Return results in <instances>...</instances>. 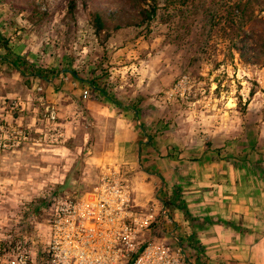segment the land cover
I'll list each match as a JSON object with an SVG mask.
<instances>
[{
  "label": "rangeland",
  "instance_id": "374dc122",
  "mask_svg": "<svg viewBox=\"0 0 264 264\" xmlns=\"http://www.w3.org/2000/svg\"><path fill=\"white\" fill-rule=\"evenodd\" d=\"M70 1L0 0V125L43 141L45 102L63 132L0 148V264H54L55 234L71 231L59 219L88 221L96 200L121 198L114 188L138 244H179L195 264H264V238L252 258L246 233L264 223V0ZM220 185L238 191L225 199L240 223L195 210Z\"/></svg>",
  "mask_w": 264,
  "mask_h": 264
},
{
  "label": "built area",
  "instance_id": "2783aa9c",
  "mask_svg": "<svg viewBox=\"0 0 264 264\" xmlns=\"http://www.w3.org/2000/svg\"><path fill=\"white\" fill-rule=\"evenodd\" d=\"M42 87H37L41 91ZM88 91H84L87 96ZM43 99L42 96L39 97ZM44 110L42 121L53 125V132L43 141L32 138L30 129L23 126L0 125V148L16 149L29 144L41 145L42 142L57 143L63 132L57 127L58 109L55 104L42 102ZM50 129V130H51ZM121 196L118 199H102L95 201L97 210L93 215H65L59 219L71 227V231L56 233L50 247V256L54 264H195L185 256L181 245H173L164 240H152L138 244L139 220L128 210L129 199L122 190L114 188ZM89 227L86 229V223ZM147 226V224H145ZM75 228V230H74ZM58 237V239H57ZM69 238V239H68ZM56 248V249H55ZM50 252V250H49ZM69 258V260L67 259ZM26 262V256L21 258Z\"/></svg>",
  "mask_w": 264,
  "mask_h": 264
},
{
  "label": "crops",
  "instance_id": "0c3cea01",
  "mask_svg": "<svg viewBox=\"0 0 264 264\" xmlns=\"http://www.w3.org/2000/svg\"><path fill=\"white\" fill-rule=\"evenodd\" d=\"M230 189H227V187L225 185H220L219 189L215 192V194L216 193L219 194L215 202H210L209 203L207 201H204L203 199H200V200H194L192 202V204L196 206L195 210H197V212H200V214H205L207 212H211V211H207L208 209H211L212 211H215L218 214V216H220L223 219H226V220L231 219L234 223L235 222L236 223H240V219L238 217L239 214L235 212V210H237L236 209L237 208V206H236L237 204H232V203H230V199H225L226 197L235 196V194L238 192V191H235V189H231L232 194H230L229 193ZM198 196H200V197H204V196L208 197V196H206L204 194L203 195L198 194L197 197ZM248 219L243 217V220L246 221V222H248ZM257 220L258 219H256V218H252V223L249 222L251 224L248 225V227L252 226V230L246 232L247 236L249 238L252 237V247H251L252 248V258L256 257L257 253H261L259 251V249L261 248L260 247V242H261L260 240L262 238H264V223H262L263 224V228H261L262 224L259 223V221H257ZM236 225H239V224H236ZM245 226H247V225H245ZM229 230H232L231 227L229 228ZM218 236H220V235H218ZM239 236H241V235H239ZM218 239H219V237L214 236V240L216 241V245L215 246H218L217 244H219V243H217V242H219ZM255 262H257V261H255ZM252 264H258V263L252 262Z\"/></svg>",
  "mask_w": 264,
  "mask_h": 264
},
{
  "label": "trees",
  "instance_id": "16d2710c",
  "mask_svg": "<svg viewBox=\"0 0 264 264\" xmlns=\"http://www.w3.org/2000/svg\"><path fill=\"white\" fill-rule=\"evenodd\" d=\"M70 5L72 6V7H74L75 6V1L74 0H71L70 1ZM151 11H154V9H150V11L149 12H147V16H150V13H151ZM91 15V21H92V24H93V27H94V29H95V32L96 33H98L99 31H101L102 29H104L105 28V26H106V22H105V19L102 17V15L100 14V13H98V12H92V13H90ZM36 75H38V76H42V73H41V71H38V72H36ZM182 210L184 211V213L187 215L188 214V211H187V209L184 207V208H182Z\"/></svg>",
  "mask_w": 264,
  "mask_h": 264
}]
</instances>
